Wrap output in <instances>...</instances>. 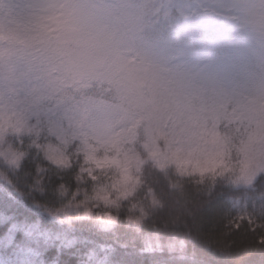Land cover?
I'll list each match as a JSON object with an SVG mask.
<instances>
[{
    "label": "clouds",
    "instance_id": "clouds-1",
    "mask_svg": "<svg viewBox=\"0 0 264 264\" xmlns=\"http://www.w3.org/2000/svg\"><path fill=\"white\" fill-rule=\"evenodd\" d=\"M207 2L218 13V25L235 35L237 45L250 54L243 74L209 67L199 73L197 84L208 90L236 86L264 93V0ZM28 7L25 28L0 31V56L5 63L23 71L27 57L35 55L41 58L43 70L62 84L103 82L110 89L106 99L116 100L130 117L125 126L139 116L149 123L147 132L142 128L140 139L127 148L132 156L140 157L139 165L132 169L134 182L127 188L119 185L115 170L93 169L90 173L92 166L85 165L83 149L75 170H66L71 177L59 176L53 188L37 190L31 184H15L14 177L22 170V162L17 161L26 150L11 144L0 150L2 183L18 194L38 222L51 226V231L74 233L87 227L101 237H110L123 230L136 241H154L156 247L147 254L162 258L160 264H198L195 251L185 241L184 210L176 201L180 195L202 191L211 184H240V164L233 156L227 165L204 175L193 170L194 163L185 168L189 158L194 162L196 157H189L187 146L176 142L178 133L171 124L167 130L163 127V113L159 121L149 117L153 104L176 87L180 75L151 46L156 23L149 7L141 0H35ZM13 9L10 0H0V16L7 18ZM19 119L16 113L5 112L0 126L7 133L11 125L23 144L26 133L17 126ZM161 132L169 136L167 141L160 138ZM31 143L34 141L28 147ZM160 177L166 180L163 187ZM105 192L107 199L103 198ZM170 214L175 216L171 223ZM29 247L33 241L0 248V264H26L20 249ZM140 251L144 252L143 246ZM118 257L115 247L107 252L97 248L94 253L85 252L78 264H120ZM32 264L49 262L41 255Z\"/></svg>",
    "mask_w": 264,
    "mask_h": 264
},
{
    "label": "rangeland",
    "instance_id": "rangeland-1",
    "mask_svg": "<svg viewBox=\"0 0 264 264\" xmlns=\"http://www.w3.org/2000/svg\"><path fill=\"white\" fill-rule=\"evenodd\" d=\"M10 2L14 9L7 18L0 16V31L25 28L28 6L35 0ZM141 3L149 7L153 19L169 18L170 26L157 30L151 46L180 73L176 87L153 104L149 117L159 121L163 113V127L167 130L171 124L178 133L176 142L187 146L189 157H196L194 162L189 158L185 168L194 163L193 170L204 175L227 165L235 156L242 182L228 186H251L255 177L264 173V93L236 86L208 90L196 82L199 73L209 67L243 74L250 53L237 45L235 35L218 25V13L207 0ZM175 32L180 34L177 42L173 41ZM26 63L21 71L0 56V116L16 113L20 118L17 126L26 133L20 144L11 125L7 133L0 126V150L9 144L12 148L19 146L34 158L42 157L54 167L65 169L70 160L67 149L77 145L80 154L83 149L85 165L92 166L90 173L93 169H111L120 176V186L127 188L133 183L132 169L139 165L140 157L132 156L127 148L140 139L142 128L147 132L149 120L139 116L125 126L130 117L116 100L106 99L110 89L103 82L62 84L43 70L39 56L29 55ZM94 88L104 91L95 95ZM223 123L225 132L220 129ZM160 138L167 141L169 136L161 132ZM23 177L20 172L14 183L25 185Z\"/></svg>",
    "mask_w": 264,
    "mask_h": 264
},
{
    "label": "trees",
    "instance_id": "trees-1",
    "mask_svg": "<svg viewBox=\"0 0 264 264\" xmlns=\"http://www.w3.org/2000/svg\"><path fill=\"white\" fill-rule=\"evenodd\" d=\"M168 19L159 16L154 19V36L158 29L163 31L170 26ZM179 39L180 34L175 32L173 41ZM93 90L95 95L104 91ZM225 126L224 123L220 125L222 132L227 131ZM67 152L70 160L65 169H58L42 157L34 158L32 153H26L21 159L24 184L29 183L37 190L41 187L51 189L58 183L59 176L70 178L71 173L66 170H75L81 154L77 145L68 148ZM165 183V178L160 177V186ZM15 193L13 189L9 191L0 178V194L6 201H11L10 213L36 229L31 237L37 253L34 259L43 255L49 264H78L85 252L91 254L97 248L107 252L115 247L120 264H160L162 258L147 254L149 247H156L154 241H136L123 230L110 237H101L87 227L74 233L51 231V226L38 222ZM176 206L184 210L182 231L185 241L196 253L198 264H264V173H259L248 187L211 184L202 191L180 195ZM167 219L171 223L175 216L170 214ZM142 246L143 253L140 251ZM103 259L106 261L108 256Z\"/></svg>",
    "mask_w": 264,
    "mask_h": 264
},
{
    "label": "snow or ice",
    "instance_id": "snow-or-ice-1",
    "mask_svg": "<svg viewBox=\"0 0 264 264\" xmlns=\"http://www.w3.org/2000/svg\"><path fill=\"white\" fill-rule=\"evenodd\" d=\"M8 190L12 191V188L8 187ZM103 198L107 199L106 196ZM9 204L11 201H6L3 194H0V248L5 246L16 248L18 245L31 243V237L36 231L34 226L22 222L18 215L11 214ZM151 251L152 249L149 247L148 252ZM20 252L25 258L26 264H32L33 258L37 255L33 247L21 248Z\"/></svg>",
    "mask_w": 264,
    "mask_h": 264
}]
</instances>
